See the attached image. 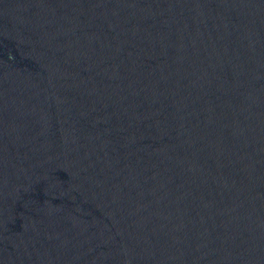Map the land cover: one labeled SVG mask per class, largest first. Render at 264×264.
I'll return each instance as SVG.
<instances>
[{"label": "water", "instance_id": "obj_1", "mask_svg": "<svg viewBox=\"0 0 264 264\" xmlns=\"http://www.w3.org/2000/svg\"><path fill=\"white\" fill-rule=\"evenodd\" d=\"M0 264H264V0H0Z\"/></svg>", "mask_w": 264, "mask_h": 264}]
</instances>
